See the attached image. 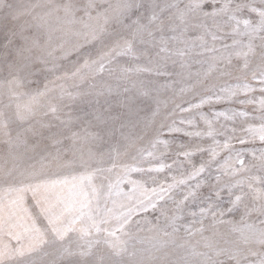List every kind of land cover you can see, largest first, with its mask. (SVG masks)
Listing matches in <instances>:
<instances>
[{"label":"rangeland","instance_id":"obj_1","mask_svg":"<svg viewBox=\"0 0 264 264\" xmlns=\"http://www.w3.org/2000/svg\"><path fill=\"white\" fill-rule=\"evenodd\" d=\"M262 81L264 0H0L3 264H262Z\"/></svg>","mask_w":264,"mask_h":264},{"label":"snow or ice","instance_id":"obj_2","mask_svg":"<svg viewBox=\"0 0 264 264\" xmlns=\"http://www.w3.org/2000/svg\"><path fill=\"white\" fill-rule=\"evenodd\" d=\"M94 5L90 2L87 7L91 8ZM101 18L98 16L95 18V23L93 25H88V27L91 29V35L95 36L97 34V32H102L104 29V24H102L100 22ZM106 24V21L104 22ZM123 51V46H121L120 44H117V46L115 48L112 49L111 52L105 53L104 57H111L112 53H116L117 55H119L121 52ZM104 57H102L101 59H103ZM96 62L94 61L93 64H95ZM84 68L89 69V71H93V65L92 64H88L87 62H85V64L83 65ZM102 66H101V69ZM77 71H79V69H77ZM264 82V81H262ZM262 91H264V89H262ZM200 103H203V101H201ZM34 199L36 200L37 206L40 208L42 215H44L45 219L48 220V222L53 226V230L55 231V218H54V212L52 209H50V207L47 204V201L43 198L42 194L37 192L34 193ZM239 199V197L237 198ZM15 239H19L18 236L14 237ZM16 252L17 254H22V249H15L13 250L10 246V244L8 243H4L3 244V249L2 251H0V264H3L4 259L7 257H10L13 252ZM262 264H264V262H262Z\"/></svg>","mask_w":264,"mask_h":264}]
</instances>
